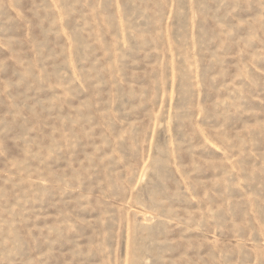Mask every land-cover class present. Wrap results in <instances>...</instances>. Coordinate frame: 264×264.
<instances>
[{
  "label": "rangeland",
  "instance_id": "374dc122",
  "mask_svg": "<svg viewBox=\"0 0 264 264\" xmlns=\"http://www.w3.org/2000/svg\"><path fill=\"white\" fill-rule=\"evenodd\" d=\"M0 264H264V0H0Z\"/></svg>",
  "mask_w": 264,
  "mask_h": 264
}]
</instances>
